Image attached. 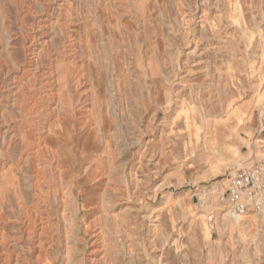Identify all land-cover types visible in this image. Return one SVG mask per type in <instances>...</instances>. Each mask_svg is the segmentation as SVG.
<instances>
[{
  "label": "rangeland",
  "instance_id": "obj_1",
  "mask_svg": "<svg viewBox=\"0 0 264 264\" xmlns=\"http://www.w3.org/2000/svg\"><path fill=\"white\" fill-rule=\"evenodd\" d=\"M252 163L264 0H0V264H264Z\"/></svg>",
  "mask_w": 264,
  "mask_h": 264
},
{
  "label": "built area",
  "instance_id": "obj_2",
  "mask_svg": "<svg viewBox=\"0 0 264 264\" xmlns=\"http://www.w3.org/2000/svg\"><path fill=\"white\" fill-rule=\"evenodd\" d=\"M226 187L220 196L229 219L236 220L249 212L264 208V163L230 168L225 175Z\"/></svg>",
  "mask_w": 264,
  "mask_h": 264
},
{
  "label": "crops",
  "instance_id": "obj_3",
  "mask_svg": "<svg viewBox=\"0 0 264 264\" xmlns=\"http://www.w3.org/2000/svg\"><path fill=\"white\" fill-rule=\"evenodd\" d=\"M233 115L236 113H232ZM215 138H209L207 141V145L204 146V149H202L203 153H207L208 155H213L215 156ZM221 162V158L220 157H216L214 159H210L208 161V170L210 172H215L218 168H219V163Z\"/></svg>",
  "mask_w": 264,
  "mask_h": 264
},
{
  "label": "bare ground",
  "instance_id": "obj_4",
  "mask_svg": "<svg viewBox=\"0 0 264 264\" xmlns=\"http://www.w3.org/2000/svg\"><path fill=\"white\" fill-rule=\"evenodd\" d=\"M48 157V156H47ZM209 203H213V198L211 197V199L209 200ZM212 207H213V205H212ZM260 215H262V218L264 219V208L262 209V211H260ZM241 218H243V216L242 217H240V218H238V219H236V220H232L230 223H231V225L232 226H234V228L235 229H240V227H241V223H239L238 222V220H240Z\"/></svg>",
  "mask_w": 264,
  "mask_h": 264
}]
</instances>
